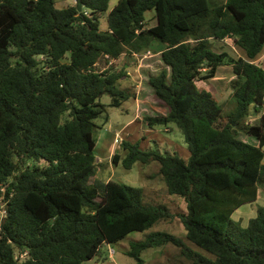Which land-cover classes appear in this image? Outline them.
Wrapping results in <instances>:
<instances>
[{
  "label": "trees",
  "instance_id": "1",
  "mask_svg": "<svg viewBox=\"0 0 264 264\" xmlns=\"http://www.w3.org/2000/svg\"><path fill=\"white\" fill-rule=\"evenodd\" d=\"M109 2L0 0V264H82L174 217L212 259L165 232L131 242L126 255L142 264L143 251L169 244L190 264H264V208L245 228L231 219L264 194V0H118L108 11ZM225 39L240 56L214 50ZM155 42L162 66L148 84L166 114L145 123L174 124L189 157L123 141L121 164L157 162L167 193L186 204L177 214L144 203L137 188L93 179L99 98L119 107L135 97L118 86L124 69L100 71L97 63L140 55ZM222 66L234 77L226 115L196 86ZM250 115L257 123H247Z\"/></svg>",
  "mask_w": 264,
  "mask_h": 264
},
{
  "label": "rangeland",
  "instance_id": "2",
  "mask_svg": "<svg viewBox=\"0 0 264 264\" xmlns=\"http://www.w3.org/2000/svg\"><path fill=\"white\" fill-rule=\"evenodd\" d=\"M118 0H110L108 11L112 9ZM213 3H223L225 0H211ZM74 4V0H55L57 8H66ZM154 12L145 14L147 26L155 24L152 18ZM102 30L106 28V14L100 19ZM162 45L155 42L151 48L135 56L121 55L119 59L106 62L100 59L97 69L103 71L108 67L112 71L125 70V75L119 81V88L128 89L134 92L135 97H129L119 107L110 106L111 98L102 95L99 98L103 111L95 119L96 128L93 130V137L96 141L94 156L95 167L93 179L96 182L105 183L108 180L137 188L141 191L142 200L146 204L165 206L172 214L186 212V204L182 198L169 195L162 177L159 175L157 162L143 164L136 162L131 169L126 170L121 160L126 152L122 150L123 141L130 144H138L143 151H157L161 155H175L187 161L189 152L184 143L181 132L174 124L154 125L148 127L145 123L146 117L165 115L166 110L154 99L148 78L155 75L161 69L159 52ZM214 50L227 51L234 57L239 52L233 47L230 39L214 43ZM264 51V45H263ZM263 58L260 57L258 62ZM111 63V64H110ZM111 65V66H110ZM232 76L231 67H219L214 78L198 81L196 86L208 91L221 107L222 114L226 115L234 106L231 98L230 81ZM264 107V106H263ZM258 116L250 115L246 121L249 124L257 123ZM240 139L251 141V138L239 135ZM264 151V147H263ZM118 154L120 161L113 164L112 156ZM264 163V159H263ZM92 180V179H91ZM264 208V194L258 190L257 200L254 203H247L238 208L231 219L234 224L245 228L250 219L256 216L257 210ZM153 232H165L178 237L185 245L199 252L203 256L212 259V255L202 251L189 243L185 238V230L177 217L169 221H158L151 228L143 232H131L122 240L104 245L100 254L92 260L82 264H136L135 260L126 255L129 244L133 241H142ZM142 264H190L180 255V250L172 245H165L158 248H150L141 253Z\"/></svg>",
  "mask_w": 264,
  "mask_h": 264
},
{
  "label": "water",
  "instance_id": "3",
  "mask_svg": "<svg viewBox=\"0 0 264 264\" xmlns=\"http://www.w3.org/2000/svg\"><path fill=\"white\" fill-rule=\"evenodd\" d=\"M81 9H82V6H81V5H78V7H77V11L80 12Z\"/></svg>",
  "mask_w": 264,
  "mask_h": 264
},
{
  "label": "crops",
  "instance_id": "4",
  "mask_svg": "<svg viewBox=\"0 0 264 264\" xmlns=\"http://www.w3.org/2000/svg\"><path fill=\"white\" fill-rule=\"evenodd\" d=\"M239 56H240V54H239ZM257 62V61H256Z\"/></svg>",
  "mask_w": 264,
  "mask_h": 264
}]
</instances>
